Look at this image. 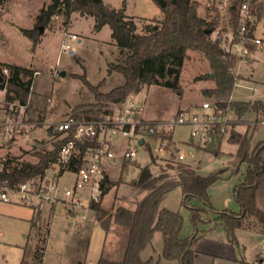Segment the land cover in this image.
<instances>
[{"label": "rangeland", "instance_id": "374dc122", "mask_svg": "<svg viewBox=\"0 0 264 264\" xmlns=\"http://www.w3.org/2000/svg\"><path fill=\"white\" fill-rule=\"evenodd\" d=\"M104 1L115 8L124 6L126 14L137 22L140 32L151 18L161 19L163 16L159 2L161 0ZM197 1L198 13L201 16L210 13V9L213 10L211 14H215L216 11L212 8L214 5L208 6L207 0ZM50 3L51 0L0 1V61L37 71L34 73L32 84L33 108L37 110L38 116L54 120L63 118L75 106L96 101V93L76 74L85 75L92 84H100L99 91H110L122 84L124 77L117 70H112L109 74L108 68L112 63L123 62L126 55L119 49L113 51L115 47L111 43L113 40L111 27L106 24L97 29L95 17L92 15H82L78 11H73L67 16L61 10L60 14L52 15L46 25L37 24L38 14ZM227 18V15L220 16L217 26L226 24ZM37 25L34 34L39 38L34 44L32 39L22 34L19 27L34 28ZM40 26L44 28L42 31ZM65 31L76 33L77 39H70L67 36L65 38ZM257 35L262 37L263 43L253 55L254 60L250 58L249 62L238 60L233 67L236 81L230 100L264 101V5ZM64 39L73 46V53L70 49L62 50ZM188 52L189 57L184 61L180 74L179 89L151 84L144 85L139 92L133 93L144 101V115L156 119L169 118L180 108L193 107L204 100H214V97L206 96L203 91L206 87L216 85L211 77L213 72L208 58L198 50ZM62 71L66 74L62 75ZM48 97L51 98L50 101H47ZM2 98L4 91L0 92V101ZM256 114L249 112L236 116L231 110L229 115L230 123L234 122L233 126L228 127L220 140L216 137L205 146L197 142H185L189 138L187 126H177L173 132L175 143L185 153L183 161L194 167L199 174L208 175L223 171L221 177L208 188L210 205L205 206L200 200L193 199V204L205 208L204 220L198 221L196 225L189 206L183 203L180 186L170 190L161 203L162 206L180 211L183 215L182 236H192L196 233L197 236L203 237L198 249L206 252H196V255H200L198 264H264L263 234L243 227L235 229V238H232L214 217L224 209L241 210L234 189L244 179L246 165L238 163V151L240 142L245 138L249 139L250 153L264 141V122L256 125L249 122L263 119L260 114ZM233 134L235 139L230 138ZM47 135L45 127L42 126L31 132L27 139H32L34 136L46 137L47 142L44 145L36 139L34 142L30 141L32 143L27 148L7 146V144L1 146L5 149L2 152L0 150V168L7 159H10V166L19 165L23 160L35 161L36 157L33 155L35 149L52 146V139ZM120 143L125 145L126 141L122 139ZM151 148L154 152L155 143L151 144ZM116 152H119V149ZM153 156L155 159L151 161L149 149L146 146H139L135 158L130 161L132 163L124 168V160L118 155L116 162L108 167L109 177L114 185L100 202L104 209L114 211L118 206L136 207L137 202L147 193L146 189L136 183L140 169L145 165L149 164L155 175L165 171L171 175V178H175L176 170L169 167L168 159L160 155ZM69 175L61 177L60 181L64 182L73 177ZM62 203L57 204L51 222L52 210L48 207L42 219L37 217L38 215L35 216L37 221L35 220L36 223L33 225L30 220L33 210L30 206L0 199V264H20L23 257L30 263L36 246L41 244L40 241L37 242V238L40 240L42 236H46L47 223H50V234L46 244L44 243L43 264H96L102 253L113 257L123 255V248L118 244L123 236L114 232V223L107 232L97 219L95 211L91 210L86 213L85 225L81 227L82 221H78L74 212L70 219L67 218L66 207L70 208V206ZM256 203L264 210V180L256 192ZM76 208L79 207H73ZM246 221L262 226V223L252 215H247ZM70 222L74 225L69 232L67 228H71ZM213 244L220 246L222 252L229 258L211 256L208 249ZM163 248V234L157 230L151 243L142 250L141 258L153 257L154 261H160L161 264H180L177 259L165 258Z\"/></svg>", "mask_w": 264, "mask_h": 264}, {"label": "trees", "instance_id": "16d2710c", "mask_svg": "<svg viewBox=\"0 0 264 264\" xmlns=\"http://www.w3.org/2000/svg\"><path fill=\"white\" fill-rule=\"evenodd\" d=\"M232 1L233 4L229 7V24L237 29L243 0ZM159 2L163 12L162 18H151L150 22L144 25L142 32L138 31L134 18L126 14L124 6L115 8L104 0H51V3L38 14L37 24L44 25L49 22L52 15L60 14L61 10L67 16L73 11H78L82 15H92L95 17L97 29L106 24L111 27L115 44L119 51L126 55L123 62L112 63L108 68L109 74L112 70H117L124 77L123 83L110 91H99L100 84H92L85 75L76 74L96 93L94 103L73 108L76 116L81 119H97L105 113L108 105L124 102L129 95L139 92L144 85L161 84L179 89L180 74L184 61L189 57L188 51L198 50L208 58L214 73L211 77L216 82L214 87L204 88L206 96L214 97V101L223 107L230 103L231 109L237 116L255 112L264 120V101L229 99L236 81L233 67L240 58L224 54L217 41L213 39L212 33L206 31L213 30L217 26L220 9L214 5L215 14L204 17L198 13L197 0ZM256 8L259 18L261 4ZM36 27L38 28V25L34 28L19 27V29L36 44L39 38L34 34ZM4 67L8 68V74L3 72ZM34 73L35 70L31 68L0 61V76L3 78L0 81V92L5 90L4 102L19 100L33 107L30 87L33 84ZM2 83L5 84L4 88H1ZM215 135V138L220 140L223 133L217 130ZM164 137L170 138V136ZM61 144L62 141H56L51 148L35 149L33 151L35 161L23 160L19 165L10 166V159H7L0 168V185L4 180H8L14 186L30 178L44 177L47 170L58 161ZM262 144L260 143L250 153L249 139L245 138L240 142L238 163H244L246 171L242 182L235 186L234 193L241 210L224 209L215 216V219L222 222L228 236L232 238H235L236 227L243 225V218L247 215L256 217L264 229V210L256 203V192L264 180V141ZM147 148L152 161L155 157L150 143H147ZM130 161L132 160H124L123 167L132 163ZM167 162L171 169L176 170L175 178H171V175L165 171L159 175L153 174L149 164L140 169L136 183L146 189L147 193L137 202L135 208L118 206L114 211L104 209L100 202L114 182L108 175L103 178L101 200L93 201L90 207L96 211L97 219L107 232L110 231L112 223L120 229L121 232L118 230V233L123 239L118 244L123 248V255L113 257L102 253L96 264H161L160 261H154L153 257L141 258L142 250L151 243L157 230L163 234L165 258L177 259L180 264L193 263L197 252L195 245L199 237L196 233L192 236H182L183 215L180 211L162 206L161 203L170 190L180 186L183 203L189 206L196 225L198 221L204 220L205 208L193 204L192 201L198 199L205 206L210 205L208 188L221 177L223 171L201 175L184 161H175L172 157ZM39 241L41 244L36 246L32 261L29 263L23 257L20 264H43L46 238L41 237Z\"/></svg>", "mask_w": 264, "mask_h": 264}, {"label": "built area", "instance_id": "2783aa9c", "mask_svg": "<svg viewBox=\"0 0 264 264\" xmlns=\"http://www.w3.org/2000/svg\"><path fill=\"white\" fill-rule=\"evenodd\" d=\"M263 2L243 0L238 27L234 29L229 24V7L233 1L210 0V4L215 5L220 12H226L224 15L228 17L226 24L212 30V37L224 54L245 58L251 55L255 46L263 43L262 38L254 34L258 19L256 7ZM65 36L70 39L78 37L76 33L67 31L64 32ZM67 49L74 52L73 46L64 39L62 50ZM3 72L8 74V68L4 67ZM30 91L31 95L32 85ZM50 99L48 97L47 101ZM2 104L0 147L18 136L29 137L34 128L42 126L50 135L52 146L54 142L62 141L58 161L49 169H56L63 177L71 174V179L63 182L46 173L44 177L30 178L14 186L8 180L0 185L1 200L27 204L35 209L46 203L64 202L73 208L90 206L93 201H100L102 180L106 175L109 176L108 167L116 162L118 155L123 160L134 159L138 147H147V143H155L154 155L183 161L185 153L175 143V128L190 127L188 141L205 146L215 138L217 130L223 134L228 130L232 110L230 103L223 107L214 100H204L193 107L180 109L168 119L149 121L144 118V101L136 94H131L122 103L108 105L105 113L97 119L78 118L75 111L71 110L63 118L48 120L36 115L28 103L3 100ZM122 139L126 141L125 145L120 143ZM117 149L119 152H116Z\"/></svg>", "mask_w": 264, "mask_h": 264}, {"label": "crops", "instance_id": "0c3cea01", "mask_svg": "<svg viewBox=\"0 0 264 264\" xmlns=\"http://www.w3.org/2000/svg\"><path fill=\"white\" fill-rule=\"evenodd\" d=\"M207 5L209 6L210 5V0H207ZM263 5H264V2L261 4V10H260V14H259V18L257 19V22H256V24H255V26H254V34L256 35V36H258V37H260V38H262L261 36H259V35H257L258 34V25H259V20H260V18L262 17V9H263ZM213 8V7H212ZM211 10V12L213 11L212 9H210ZM211 12L210 13H208L207 15H205L204 17H208V16H210L211 15ZM224 14H226V12H223V10H222V12H220V14H219V19H220V15L221 16H223L224 17ZM111 43H112V45H114V47H115V49H113V51H115L116 49H119L118 48V46L115 44V42H114V40H112L111 41ZM259 47H260V45L259 46H255L252 50V53H251V55L250 56H248V57H245V58H240L239 59V61L241 60H244L245 62H249V58L250 59H253L254 60V57H253V55L255 54V53H257V51H258V49H259ZM35 72H37V71H35ZM91 82V81H90ZM92 83V82H91ZM4 91V94H5V90L3 89L1 92H3ZM137 95V94H136ZM3 100H4V98H2L1 99V103H0V115H3ZM261 100V99H260ZM263 101V100H262ZM184 108H186V107H184ZM34 109V108H33ZM180 109H182V108H180ZM179 109V110H180ZM34 111H35V114L36 115H38L37 113V110H35L34 109ZM252 113H255V112H252ZM175 114V112L170 116V117H172L173 115ZM256 114V113H255ZM256 115H258V114H256ZM237 116V115H236ZM40 117V116H39ZM169 117V118H170ZM41 119H45V117H40ZM144 118L146 119V120H149V121H157V120H164V119H168V118H160V119H156V118H153V117H151V116H148V115H144ZM237 123H240V121L238 122V121H236ZM242 122V121H241ZM249 122H251L252 124H259V123H261V122H264V120L262 119L261 121H258V120H253V121H249ZM248 121H247V123H249ZM233 121H232V123H230V125L231 126H233ZM264 124V123H263ZM188 127V126H187ZM41 127H37V128H34V131H36V130H38V129H40ZM189 128V134H190V127H188ZM233 129H234V127H233ZM233 131V130H232ZM33 132V131H32ZM46 133H47V131H46ZM48 134V133H47ZM48 136V135H47ZM234 137V138H233ZM28 137H25V136H18V137H16L14 140H12L11 142H9L8 144H7V146H22V147H24V148H27L32 142H34L36 139H39L40 141H41V145H44V144H46V142H47V138L46 137H43V136H40V137H37V136H34L32 139H27ZM230 138L231 139H235V135L233 134V135H231L230 136ZM174 140H175V138H174ZM189 138L185 141V142H188V143H190L189 141ZM30 141H32V142H30ZM175 142H176V140H175ZM27 145V146H26ZM12 148V147H11ZM5 148L3 147H1L0 148V150H1V152L4 150ZM0 155H1V153H0ZM35 157V156H34ZM51 172H50V171ZM48 171H47V173H48V175L49 176H51V177H54L55 179H61V177H63L62 175H61V172H56V169H49ZM110 175V174H109ZM59 203H62V202H59ZM20 204V203H19ZM57 204L58 203H46V204H43L42 206H39V208L38 209H35V208H33V207H31L32 208V213H31V218H30V220L33 222V225H35V223H36V219H35V216L36 215H38L37 217H39L40 219H42L43 218V216L44 215H46V213H47V211H48V207H50L51 208V210H52V214H51V218H50V222H51V219H52V217L55 215V212H56V208H57ZM62 204H64V203H62ZM29 206V205H28ZM66 207V206H65ZM95 211L93 208H91L90 206H85V207H79V208H76V209H73V208H67L66 207V215L68 216L67 218L68 219H70L69 217L71 216V215H73V212H74V214L77 216V218H78V221H82V225H81V227H83L84 225H85V215H86V213L87 212H89V211ZM36 211V212H35ZM79 212V213H78ZM95 213H96V211H95ZM216 216V215H215ZM214 216V217H215ZM246 219H247V216H245L244 218H243V225H241V226H239V227H236V229H240V228H245V227H248L249 229H252L253 231H256L258 234H263L264 235V229H263V227L262 226H256L255 224L253 225V223H248L247 221H246ZM36 220V221H35ZM216 220V222H218L219 224H221L222 226H223V224H222V222L220 221V220H218V219H215ZM38 221H40V220H38ZM39 223V222H38ZM71 223V222H70ZM72 225H74V224H70V229H68L67 228V231L69 230V232H70V230L73 228V226ZM81 227H80V229H79V233H80V231H81ZM114 228V232H116V233H118V227L114 224V226H113ZM224 227V226H223ZM111 229V228H110ZM225 229V228H224ZM246 229V228H245ZM46 236H45V238H46V241H47V239H48V237H49V234H50V223H47V229H46ZM226 231V230H225ZM226 233H227V231H226ZM227 235H228V233H227ZM43 237V236H42ZM199 238H198V241H197V243H196V245H195V249H196V251L197 252H206V251H204V250H201V249H198V247L202 244V238L203 237H201V236H198ZM39 238H37V242L39 241L38 240ZM46 241H45V244H46ZM209 250V253H210V255L211 256H213L214 255V257H224V258H229V256L227 255H225V253L224 252H222L223 250H222V248H220V246H218V245H216V244H213V245H211L210 246V249H208ZM208 252V251H207ZM208 253V254H209ZM263 253V252H262ZM262 253H260V255L262 254ZM221 254V255H220ZM226 254H228V252L226 253ZM264 254V253H263ZM199 257H200V255L198 254V255H196L195 254V256H194V258H193V263L192 264H198V259H199ZM44 258V257H43ZM243 264V263H242Z\"/></svg>", "mask_w": 264, "mask_h": 264}, {"label": "water", "instance_id": "95a60500", "mask_svg": "<svg viewBox=\"0 0 264 264\" xmlns=\"http://www.w3.org/2000/svg\"><path fill=\"white\" fill-rule=\"evenodd\" d=\"M173 1L175 2V0H173ZM43 29H44L43 26H40V31H42ZM206 31H207L208 33H210V34L212 33V29H207ZM61 74H62V75H65L66 72H65V71H62ZM213 75H214V73H211V76H213ZM2 79H3V78L0 76V81H2ZM4 85H5V84L2 83V84H1V88H4ZM139 142L142 143V140H140Z\"/></svg>", "mask_w": 264, "mask_h": 264}]
</instances>
